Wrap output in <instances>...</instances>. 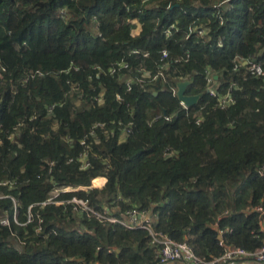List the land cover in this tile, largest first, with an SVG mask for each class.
<instances>
[{"label": "trees", "instance_id": "16d2710c", "mask_svg": "<svg viewBox=\"0 0 264 264\" xmlns=\"http://www.w3.org/2000/svg\"><path fill=\"white\" fill-rule=\"evenodd\" d=\"M171 24L179 30L166 37ZM200 25L210 28L209 37L188 36ZM133 49L139 51L130 58L133 70H156L167 49L166 79L127 91L109 75L110 64ZM238 56L264 66V0H0V60L8 69L0 76V181L19 177L16 189L0 185V193L17 200L0 198V218L11 221L0 222V264H159L147 233L62 206H36L32 223L15 222L16 210L25 222L28 206L54 187H90L94 179L98 188L61 197H88L98 209H148L158 215V229L208 258L229 246L263 245L264 214L251 209L264 205V78L234 69ZM95 65L103 69L100 77ZM208 67L234 104L217 107L205 80ZM36 69L46 75L26 86L17 80ZM192 76L186 93L202 96L184 109L173 89ZM69 79L80 89L71 91ZM99 80L106 85L102 101L94 98ZM164 111L171 120L147 123ZM200 113L205 119L196 125ZM32 114L36 119H25L21 133L8 139L7 128ZM99 121L131 122L132 131L100 130L99 158L82 169L80 139Z\"/></svg>", "mask_w": 264, "mask_h": 264}, {"label": "built area", "instance_id": "2783aa9c", "mask_svg": "<svg viewBox=\"0 0 264 264\" xmlns=\"http://www.w3.org/2000/svg\"><path fill=\"white\" fill-rule=\"evenodd\" d=\"M149 0H143V3ZM220 21L223 18L220 17ZM141 24H138L140 26ZM141 30V29H140ZM179 27L176 24H171L167 26L164 30L166 37H170L174 31H178ZM135 31V30H134ZM135 33V32H134ZM137 34L139 32H136ZM196 33L200 37H209L210 28L207 26H194L190 27L188 31V36ZM139 53L138 49H133L130 52V57L122 56L119 59L113 61L108 67L107 73L112 77H117L126 87L127 91H133L135 87L144 89L159 80H165V72L169 68L170 55L167 49H162L160 53V61L157 64L156 70H148L144 67H135L133 70V62L130 59L131 56L137 55ZM147 56V54H145ZM190 55H187V59ZM177 61V60H176ZM239 66H243L247 71L254 77L264 78V66L262 63L252 60L250 58H244L241 56L237 57V63L234 69H238ZM94 70H96L97 76L103 73V69L99 65H95ZM7 67L0 60V76L1 74L7 72ZM46 73L41 69H36L30 71L26 76L19 77L17 80L22 82L24 86L28 84L31 79L37 77H43ZM93 79V76H90ZM205 80L208 85V93L217 100V107L225 108L231 104L235 103V99L231 93H221L219 91V85L214 78V72L211 68H207L205 71ZM67 83L71 87V91H77L80 89L79 82L76 80L69 79ZM98 86L100 87L99 92L94 97L96 100L102 101L106 91V85L99 80ZM96 89V87H94ZM174 95L177 96V88L173 89ZM116 98L118 101L123 102L124 96L122 93H117ZM1 100V99H0ZM184 109H189V107L181 102ZM55 107V104L51 105L48 109L51 111ZM37 115L32 114L29 117L25 116L19 120L12 129L6 130L7 138L13 139L16 135L21 133V129L25 123V119L29 121H34ZM171 120L172 116L166 113H158L153 118L148 119L147 123L151 125L153 122L160 119ZM205 119V116L200 113L192 120L196 125H200ZM132 123H124L123 121H99L94 123L87 133L80 139V144L82 146L81 153V168L88 169L92 165V157L97 159L99 156L94 153V144L99 142V131L106 133L109 130L115 132L117 129H121L127 133L132 131ZM168 150V149H167ZM166 150V152H167ZM73 161V158L70 159ZM260 173L264 174V166L259 169ZM19 183V177L14 179H5L0 181V185L7 186L9 189H16ZM98 188L95 186L85 187V186H75V185H60L54 187L48 194L47 198L41 202H34L28 206L27 209V219L25 222L20 223L18 220V211H15L14 220L16 223L21 225H27L34 221L33 210L36 206L44 207L46 205L55 204L64 207L65 210L72 209L73 211L81 214L88 219H95L103 223L119 224L127 229L141 230L147 233L151 237L152 242L157 247L159 264H169L171 262L185 261L190 264H231L235 260H244L246 262H252L253 264H264V244L254 250H247L240 246H229L225 251L219 256L206 257L204 255H199L195 252L193 246L186 240L178 241L169 236L164 231L157 228L158 215L151 212L148 209L141 208L138 206H130L125 210L113 209L109 206H103L102 209L94 207L88 197H81L78 195H73L70 197L62 198V194L70 192H79L83 189ZM100 189V188H99ZM10 197L13 199L14 203L17 200L10 194L0 193V198ZM118 200H122L118 197ZM252 211H257L264 214V205H258L251 209ZM225 213H228L225 212ZM38 223L36 226V231L40 232L43 228L44 219L38 214ZM2 225H10V218L7 214H3L0 218ZM225 234L224 229H219L220 244L224 245L223 235ZM18 244V246H17ZM18 250H22L23 242L18 241L16 243ZM111 251V250H109Z\"/></svg>", "mask_w": 264, "mask_h": 264}, {"label": "water", "instance_id": "95a60500", "mask_svg": "<svg viewBox=\"0 0 264 264\" xmlns=\"http://www.w3.org/2000/svg\"><path fill=\"white\" fill-rule=\"evenodd\" d=\"M194 81V77H190L184 80L177 81V98L180 102L187 105L188 107H191L195 104H197L202 96L201 93L198 94H187L186 90L188 86ZM166 113V111H164Z\"/></svg>", "mask_w": 264, "mask_h": 264}, {"label": "crops", "instance_id": "0c3cea01", "mask_svg": "<svg viewBox=\"0 0 264 264\" xmlns=\"http://www.w3.org/2000/svg\"><path fill=\"white\" fill-rule=\"evenodd\" d=\"M141 29V28H140ZM140 29H139V31H140ZM135 34H137L136 32H135ZM97 178H100V177H97ZM96 178V179H97ZM101 178H105L106 179V181H107V184H108V180H107V178L106 177H101ZM95 180V179H94ZM94 180H93V182H94ZM107 184H106V187H107ZM92 186H94V184L92 183Z\"/></svg>", "mask_w": 264, "mask_h": 264}, {"label": "rangeland", "instance_id": "374dc122", "mask_svg": "<svg viewBox=\"0 0 264 264\" xmlns=\"http://www.w3.org/2000/svg\"><path fill=\"white\" fill-rule=\"evenodd\" d=\"M141 28V25L140 26H138L136 29H135V31L134 32H139V29ZM94 183V182H93ZM96 187V186H95ZM17 246H18V244H17Z\"/></svg>", "mask_w": 264, "mask_h": 264}]
</instances>
